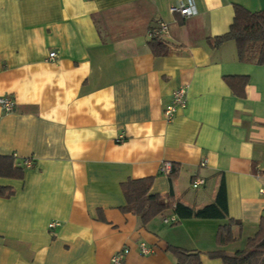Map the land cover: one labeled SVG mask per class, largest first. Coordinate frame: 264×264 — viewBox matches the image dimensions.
I'll use <instances>...</instances> for the list:
<instances>
[{"label":"crops","instance_id":"obj_1","mask_svg":"<svg viewBox=\"0 0 264 264\" xmlns=\"http://www.w3.org/2000/svg\"><path fill=\"white\" fill-rule=\"evenodd\" d=\"M187 1L0 0V96L14 101L12 112L0 108V157L23 173L0 177L12 190L0 198V264H110L125 248L123 264H175L169 247L222 264L207 254L232 255L255 236L264 218V66L239 62L233 41L211 44L229 30L234 6L264 12V0H192L196 15L170 13ZM158 22L168 27L161 57L149 48ZM225 77L248 79L243 97ZM179 88L186 107L166 122ZM163 162L176 165L172 180L159 173ZM146 178L149 195L196 208L223 186L228 217L179 221L169 210L143 225L122 211L121 185ZM229 220L240 224L235 241L218 246Z\"/></svg>","mask_w":264,"mask_h":264},{"label":"trees","instance_id":"obj_2","mask_svg":"<svg viewBox=\"0 0 264 264\" xmlns=\"http://www.w3.org/2000/svg\"><path fill=\"white\" fill-rule=\"evenodd\" d=\"M229 41H233L236 45L239 62L264 66V12L251 13L240 6H234V18L229 30L214 38L211 48L218 49ZM149 48L155 57L165 56L168 52L160 37L150 38ZM224 82L236 96H244V88L248 82L246 77H225ZM176 172L177 167L173 164L168 177L172 180ZM22 176V169L13 165L12 158L0 157V177L22 179ZM151 185V178L128 180L121 185L126 202L122 211L133 213L143 225L169 210L179 221L223 220L228 217L223 186L219 188L213 203L196 208L175 200L172 195L168 198L149 195ZM11 194V189L0 187V198H8ZM239 225L229 220L227 225L220 226L216 234L217 245L222 247L235 241L232 227ZM168 252L173 255L175 264H202L198 252H189L174 247H169ZM207 256L210 259H220L222 264H264V218L255 236L247 240L244 250L232 255L216 252L207 254Z\"/></svg>","mask_w":264,"mask_h":264},{"label":"built area","instance_id":"obj_3","mask_svg":"<svg viewBox=\"0 0 264 264\" xmlns=\"http://www.w3.org/2000/svg\"><path fill=\"white\" fill-rule=\"evenodd\" d=\"M169 11L171 14H178L182 18H189L196 15V11L193 6L192 0H188L186 3H180L179 6L170 8ZM167 31H168L167 25L163 22H158L156 26H154L149 31V37L150 38L160 37L162 34H165ZM55 58H56V54L51 52L49 54V59L53 60ZM185 107H186V90L184 88H179L172 94V99L170 104L167 105L163 111V116L165 118V121L172 122L178 110L184 109ZM0 108L4 113H10L14 109V101L9 96H0ZM117 142L122 143L123 138L120 137ZM24 165L26 167H30L31 162L27 160L24 162ZM172 165L173 164L171 162H163L159 167V173L168 176L172 171ZM203 184H204L203 180L198 179L192 183V187L196 189ZM260 193L264 194V185L260 189ZM165 223H169V222L165 221ZM55 226H57V224L52 223L49 225V229L54 228ZM139 250L143 256H147L151 253V250L148 249L144 244L139 245ZM128 253L129 250L127 248L116 253L111 258L110 264H123V261Z\"/></svg>","mask_w":264,"mask_h":264}]
</instances>
